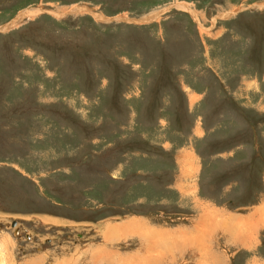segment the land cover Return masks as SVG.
<instances>
[{
	"label": "rangeland",
	"instance_id": "rangeland-1",
	"mask_svg": "<svg viewBox=\"0 0 264 264\" xmlns=\"http://www.w3.org/2000/svg\"><path fill=\"white\" fill-rule=\"evenodd\" d=\"M263 203L264 0H0V264H264Z\"/></svg>",
	"mask_w": 264,
	"mask_h": 264
},
{
	"label": "bare ground",
	"instance_id": "bare-ground-1",
	"mask_svg": "<svg viewBox=\"0 0 264 264\" xmlns=\"http://www.w3.org/2000/svg\"><path fill=\"white\" fill-rule=\"evenodd\" d=\"M183 6H186V8L190 11V10H192V9H190V7L188 6V5H183ZM263 206H259L256 210H255V214H259L260 215V219H256V220H260V221H262V222H264V203L262 204ZM204 215H205V217H203V218H206V213L204 212ZM204 215H202V216H204ZM251 219V218H250ZM230 221H231V219H229ZM202 221H204V219H201V221H199V223H198V225H197V227H196V229H195V232H194V234L191 236L190 235V237L188 238L189 240L190 239H192V242H193V244H187V241L185 240V239H183L184 240V244H186V245H189L191 248H193V247H196V251H195V253H196V255L197 256H199V252H200V248H199V242L200 241H203V239L205 238V239H207V240H209L210 241V236L212 235V233L214 232L213 230H211V228L212 229H217L218 230V227L216 226L217 225V223H214V224H210V226L211 227H209V222H202ZM226 221H228V220H226ZM17 223V222H16ZM246 221L245 220H240L239 218H237V220H234V221H231L229 224H227V227L225 226V224H223V223H220V224H218L220 227H222V229H224L225 230V232L226 231H228V233H229V235L230 236H232V238H234V240H235V242H238V243H248V242H250V239H248V238H245V237H248V236H250L251 235V231H248V232H246V233H244V234H240V231H241V227H243L244 229H246L245 228V225H246ZM216 224V225H215ZM249 226L250 227H252L253 228V226L254 225H252L251 223H249ZM256 226V225H255ZM202 227V228H201ZM206 227H208V228H206ZM205 228V229H204ZM255 228V227H254ZM236 229L238 230V231H236ZM223 230V231H224ZM250 230V229H249ZM107 231H110L111 232V234H113L115 231H117L116 233L118 234V235H121V236H123L122 234H127V233H137V234H139V235H141V237L143 238L142 240H143V244H146L147 246L145 247V250H150V249H153V252L154 251H156V249H157V247L156 248H154V246H153V238L151 237L150 238V234L149 233H147V232H150L149 230H147L146 229V227L143 225V224H141L140 225V223L139 222H137V220H136V223H134V222H128L127 223V225L126 226H123V227H118V226H115V227H109V230H107ZM121 231H123V232H121ZM152 231V230H151ZM216 231V230H215ZM217 232V231H216ZM249 233H250V235H249ZM117 234H114V236H117ZM213 234H215V232L213 233ZM152 236H153V234H152ZM199 236H201V237H199ZM235 236H237V237H241V239H239V238H235ZM166 238H168V240L167 241H169V244H171L172 242H171V240L174 238V237H172V235L171 234H169ZM161 239H163V238H161ZM187 239V240H188ZM230 239V238H229ZM154 241H155V243L154 244H156V245H158V246H160V240L159 241H157V240H155L154 239ZM186 241V242H185ZM201 244L202 243H200V246H201ZM203 245V244H202ZM243 245V244H242ZM182 246V245H181ZM208 247H210V245L208 244ZM159 248V247H158ZM177 249H178V247H177ZM143 251L142 253L145 255V256H147V252L146 251ZM179 251H182V250H179ZM149 252V251H148ZM178 252V251H177ZM153 254V253H152ZM143 255V256H144ZM211 256H213V255H211ZM201 257V256H200ZM156 258V257H155ZM143 260V259H142ZM204 260V259H203ZM212 260H214V259H212ZM145 262V261H144ZM144 262H142V264L144 263ZM199 262L201 263V260H199ZM129 263V262H128ZM203 263H205V262H202V264ZM131 264V263H130Z\"/></svg>",
	"mask_w": 264,
	"mask_h": 264
},
{
	"label": "crops",
	"instance_id": "crops-1",
	"mask_svg": "<svg viewBox=\"0 0 264 264\" xmlns=\"http://www.w3.org/2000/svg\"><path fill=\"white\" fill-rule=\"evenodd\" d=\"M245 217H247V216H245Z\"/></svg>",
	"mask_w": 264,
	"mask_h": 264
}]
</instances>
